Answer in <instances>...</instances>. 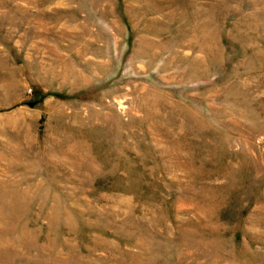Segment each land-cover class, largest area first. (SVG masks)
Returning a JSON list of instances; mask_svg holds the SVG:
<instances>
[{"label": "rangeland", "instance_id": "rangeland-1", "mask_svg": "<svg viewBox=\"0 0 264 264\" xmlns=\"http://www.w3.org/2000/svg\"><path fill=\"white\" fill-rule=\"evenodd\" d=\"M0 264H264V0H0Z\"/></svg>", "mask_w": 264, "mask_h": 264}, {"label": "bare ground", "instance_id": "bare-ground-1", "mask_svg": "<svg viewBox=\"0 0 264 264\" xmlns=\"http://www.w3.org/2000/svg\"><path fill=\"white\" fill-rule=\"evenodd\" d=\"M83 33V32H82ZM135 57V56H134Z\"/></svg>", "mask_w": 264, "mask_h": 264}]
</instances>
